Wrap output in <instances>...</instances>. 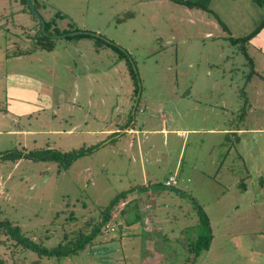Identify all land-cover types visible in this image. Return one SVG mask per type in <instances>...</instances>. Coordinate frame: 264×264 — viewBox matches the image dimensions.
<instances>
[{"label": "rangeland", "instance_id": "374dc122", "mask_svg": "<svg viewBox=\"0 0 264 264\" xmlns=\"http://www.w3.org/2000/svg\"><path fill=\"white\" fill-rule=\"evenodd\" d=\"M33 1L35 14L52 19L57 30L97 34L126 53L139 97L127 62L113 49L91 37L51 36L52 49L41 50L34 14L21 0H0V10L9 12L0 27V156L84 152L65 167L0 159V221L50 250L68 227L96 221L94 209L115 194L145 190L133 191L141 223L120 231L111 226L109 236L60 259L33 251H16L14 259L264 264V135L247 133L264 127V27L246 44L254 72L248 81L249 64L228 41L249 33L264 6L210 0L207 13L171 0ZM39 86L52 109L16 119L12 98L36 101ZM169 177L177 183L171 190L163 186ZM201 234L210 236L208 250L190 253ZM8 254L0 247V259L10 262Z\"/></svg>", "mask_w": 264, "mask_h": 264}, {"label": "trees", "instance_id": "16d2710c", "mask_svg": "<svg viewBox=\"0 0 264 264\" xmlns=\"http://www.w3.org/2000/svg\"><path fill=\"white\" fill-rule=\"evenodd\" d=\"M22 4L25 6V8L29 9L26 6V3L24 0H21ZM31 2V6L35 10L36 4L33 0H29ZM174 3L181 5L186 8H194L201 10L203 12L209 13V3L210 0H171ZM252 3L258 6H264V0H250ZM56 17L62 18V15L56 14ZM38 21V20H37ZM43 21V30L40 31V25L39 22L37 24L34 43L40 48L41 50L50 51L52 47L50 46L47 39H50L51 36H61L64 35V39H79L82 37H90L83 34H78L75 36H69L67 34L76 32V28H68L65 30H57L55 27H53L54 21L52 19H49L48 21ZM264 27V18L259 21V23L245 36L240 38H229L228 41L230 45L237 48V51L243 56L246 63L249 64L250 72L247 75V81L251 77V75L254 73L252 69V62L250 57L248 56L246 52V44L254 38ZM92 38V37H91ZM95 39V38H94ZM100 43H103L102 41L98 40ZM107 47L110 49H113L119 58L125 60L127 62L129 75L133 81V96L135 97L137 92V86H136V75L133 72V69L130 66L129 63V56L124 53L123 51L119 50L116 46L106 44ZM115 134H112L111 136H114ZM83 151L73 152L71 154H62L58 152H54L52 150H43L41 152L37 153H29V154H22V153H13V152H5L0 156V159L4 160H12L17 161L22 158L26 159H32V160H41V161H54L58 163H62L65 166H67L71 161H74L76 158L83 155ZM67 159L68 161H66ZM149 187V186H147ZM168 189H173L166 187ZM242 188V185H241ZM145 190L144 187H140L137 190L129 189L125 192H120L115 194L113 198L108 202L106 206L103 208H95L94 210L97 211L98 218L97 220L93 219H87L80 224V226L76 227V230H70L69 227L67 231H63L62 235L60 237V242L56 244L55 247H53L50 250H46L38 245H36L33 241H31L28 237L24 236L20 229L13 225L9 221H0V247L1 249L8 251V260L10 262H6V260L0 259V264H40L39 260L36 261H30L29 263L25 262L24 260H16L14 259L13 253L16 251H19L21 253L25 251H33L37 255H41L47 258H55L60 259L62 257H65L69 254H73L75 252H81L86 248V246H90L92 243H94L99 237H103L102 230L107 229V234L104 236H109L110 232L109 229L111 228V231L113 230V226L117 230H127L131 226L139 224L142 222V216L139 213L136 200L134 198L135 195L143 193ZM133 191H135L133 196ZM198 209V216H200V223L207 226V219L205 218L204 214L199 210L197 206H195ZM195 208V209H196ZM69 219L68 222H70V225L75 227L74 224L75 220L71 214L67 217ZM67 223V222H66ZM110 225V226H109ZM112 226V227H111ZM109 234V235H108ZM106 236V237H107ZM210 242V236H205L203 234L198 235L195 241L193 242V248H188L190 253L199 252V250H207ZM196 254V253H195ZM194 254V255H195ZM195 257V256H194Z\"/></svg>", "mask_w": 264, "mask_h": 264}, {"label": "crops", "instance_id": "0c3cea01", "mask_svg": "<svg viewBox=\"0 0 264 264\" xmlns=\"http://www.w3.org/2000/svg\"><path fill=\"white\" fill-rule=\"evenodd\" d=\"M0 11H3V12L0 13V20L1 19L3 20L2 22L0 21V27H1V29H3L6 26V22H7V17H6L7 14H5L4 12L7 11V10H0ZM28 24L30 25V23H28ZM28 24L26 25L25 22H24L23 26H21V27L22 28L23 27L24 28L27 27L26 29H28V26H29ZM29 29L33 30V27H31ZM46 88H48V87H46ZM42 90H43V87L39 86L35 90V93L33 92V94H34L33 96H35L36 101L25 99L23 97L22 98L21 97L12 98V99H15V101H12V102L14 104H16L17 106L9 108V110L11 109L10 113L15 115L16 119H21L23 117H27L29 115V113H31L33 110H38V109H41V110L48 109L49 110V109H52L51 106H53V102H52L51 96L47 92H44ZM18 91L20 92V90H18ZM6 107L2 109V111L4 113H6V111H5ZM13 111H15V112H13ZM249 111H253V107H249ZM108 132L109 131H104V133H108ZM130 132H131V130L129 129L127 131V133H130ZM6 133L12 135L11 131H6ZM112 133L113 132L110 131V133H108V134L112 135ZM220 133L230 134V132L228 130H225V131L222 130V131H220ZM247 133H249V134H260V136H262V135H264V127H261V128H258V129H255V128L254 129H247ZM208 248H209V246H208ZM250 254H253V251H251Z\"/></svg>", "mask_w": 264, "mask_h": 264}, {"label": "water", "instance_id": "95a60500", "mask_svg": "<svg viewBox=\"0 0 264 264\" xmlns=\"http://www.w3.org/2000/svg\"><path fill=\"white\" fill-rule=\"evenodd\" d=\"M27 7L29 8V10L31 11L32 14H34L35 18L38 20L39 22V25H40V31L43 30V21L41 18H39L36 14H35V10L33 9V7L31 6V2L29 0H24ZM78 34H83V35H86V36H90L92 38H95V39H101L99 37V35L97 34H93V33H87V32H73V33H69L67 35L69 36H75V35H78ZM55 39H59V38H63L64 35H61V36H53ZM102 41H104L103 39H101ZM133 72H134V69H133ZM139 97V87L137 88V92H136V95H135V101L138 99Z\"/></svg>", "mask_w": 264, "mask_h": 264}, {"label": "built area", "instance_id": "2783aa9c", "mask_svg": "<svg viewBox=\"0 0 264 264\" xmlns=\"http://www.w3.org/2000/svg\"><path fill=\"white\" fill-rule=\"evenodd\" d=\"M176 184H177L176 181L172 177H169L167 180H165L163 186L169 187V188H174V187H176ZM109 231H111V228L109 229ZM102 234L103 235L107 234V229L102 230Z\"/></svg>", "mask_w": 264, "mask_h": 264}]
</instances>
